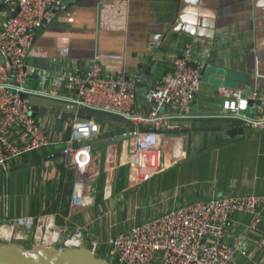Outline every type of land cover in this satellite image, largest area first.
I'll return each instance as SVG.
<instances>
[{
    "label": "crops",
    "instance_id": "0c3cea01",
    "mask_svg": "<svg viewBox=\"0 0 264 264\" xmlns=\"http://www.w3.org/2000/svg\"><path fill=\"white\" fill-rule=\"evenodd\" d=\"M56 2L66 9L57 10ZM52 4L54 17L35 34L28 64L59 74L85 71L96 61L110 76L127 79L140 74L136 111L145 113L150 109L146 92L190 47L192 65L200 68V88L190 107L193 118L174 126L185 132L214 130L176 135L184 140V160L147 182L133 184L124 165L131 141L116 139L134 130L101 125L92 142L101 146L91 149L96 174L88 185L92 203L80 209L71 202L73 167L61 156L42 161L57 154L58 147L32 152L0 167V222L52 217L60 240L80 229L81 247L95 242V253L111 262L110 240L133 226L213 198L264 196V131L212 118L220 111L218 86L264 92V0H52ZM11 10L8 0H0V26ZM223 126L242 132L229 136L218 131ZM111 178L108 192L106 182ZM143 207L147 211L141 216L153 215L139 221L134 213ZM128 218L131 223L126 227ZM249 221L250 216L241 213L230 218L227 243L239 236L246 239L245 254L235 255L230 264H264V250L257 246L264 221L256 231L248 228Z\"/></svg>",
    "mask_w": 264,
    "mask_h": 264
},
{
    "label": "built area",
    "instance_id": "2783aa9c",
    "mask_svg": "<svg viewBox=\"0 0 264 264\" xmlns=\"http://www.w3.org/2000/svg\"><path fill=\"white\" fill-rule=\"evenodd\" d=\"M8 1L11 16H15H7L0 26V167L48 146L58 147L60 156L75 171L72 207L80 209L92 203L88 185L96 174L90 144L98 136L100 125L68 120L62 122V128L60 122L51 125L41 117L32 118L28 100L22 95L121 118L135 133L129 139L130 152L124 163L133 184L147 182L167 166L184 160L183 138L167 134L176 129L174 122L193 118L190 107L200 88V68L192 65L190 47L173 63V70L146 92L149 111L137 112L136 89L143 83L140 74L127 79L110 76L96 61L85 71L59 74L28 64L35 34L54 17L52 0ZM55 6L57 10L66 9L59 2ZM33 76L36 79H31ZM217 94L220 111L213 119L264 131V92L246 93L221 85ZM162 106L168 108L167 112H160ZM48 114L49 110L45 116ZM106 185L110 192L112 178ZM263 211L264 196L257 194L197 202L117 234L109 242V255L115 264H230L235 255L246 251L245 237L239 236L231 244L226 241L231 216H250L248 228L256 231L264 221ZM82 239L83 232L78 229L60 240V229L49 216L0 222L3 243L31 240L34 245L81 247ZM257 246L264 250V231ZM89 249L95 253L97 243H91Z\"/></svg>",
    "mask_w": 264,
    "mask_h": 264
},
{
    "label": "water",
    "instance_id": "95a60500",
    "mask_svg": "<svg viewBox=\"0 0 264 264\" xmlns=\"http://www.w3.org/2000/svg\"><path fill=\"white\" fill-rule=\"evenodd\" d=\"M15 14L11 16L13 18ZM194 67V66H193ZM161 77L158 78L160 80ZM31 79H36L35 76ZM23 100L27 99L30 106L31 117L45 116L47 111L53 109L59 112V120L66 123L68 120H73L75 123L80 121H93L98 125H107L112 129L125 128V122L116 116L96 112L87 109H80L74 104L50 101L38 97L22 95ZM195 101V100H194ZM40 107V108H38ZM160 112H167L168 108L162 106ZM214 129H200V130H183L175 129L169 131L170 135L189 134L191 132H209ZM218 131L226 132L229 136H235L241 133L242 130L235 129L232 126H223ZM135 133H126L121 135L116 142L121 140L131 139ZM110 142L112 141L109 139ZM91 149L99 148L101 144H91ZM60 157V154L48 156L43 158L42 161ZM41 163H33L28 167H35ZM0 264H109L108 261L99 257L96 253L87 247H63V246H45L24 243H3L0 242Z\"/></svg>",
    "mask_w": 264,
    "mask_h": 264
},
{
    "label": "rangeland",
    "instance_id": "374dc122",
    "mask_svg": "<svg viewBox=\"0 0 264 264\" xmlns=\"http://www.w3.org/2000/svg\"><path fill=\"white\" fill-rule=\"evenodd\" d=\"M55 112H58V111H55L53 109H50L49 114L47 116H41V118L46 123L51 124V125H55V124H57V123L60 122L59 121V116L56 117L54 115ZM143 210H145V212H146L147 211L146 210V207L140 208V210H138L139 212L138 211L137 212L135 211V213H134V215H136V217L139 218V221H141L142 217L143 218H148V217L150 218L153 215L152 213H145L146 215L141 216V211H143ZM124 222H125L124 225L126 227H128L130 225V223H131V221L129 220V218L128 219H125ZM29 243H31V240H29L28 242H26L24 244H29Z\"/></svg>",
    "mask_w": 264,
    "mask_h": 264
},
{
    "label": "trees",
    "instance_id": "16d2710c",
    "mask_svg": "<svg viewBox=\"0 0 264 264\" xmlns=\"http://www.w3.org/2000/svg\"><path fill=\"white\" fill-rule=\"evenodd\" d=\"M108 262H109V264H115L114 260H111V262L110 261H108Z\"/></svg>",
    "mask_w": 264,
    "mask_h": 264
},
{
    "label": "bare ground",
    "instance_id": "6f19581e",
    "mask_svg": "<svg viewBox=\"0 0 264 264\" xmlns=\"http://www.w3.org/2000/svg\"><path fill=\"white\" fill-rule=\"evenodd\" d=\"M202 118H204V117H202Z\"/></svg>",
    "mask_w": 264,
    "mask_h": 264
}]
</instances>
